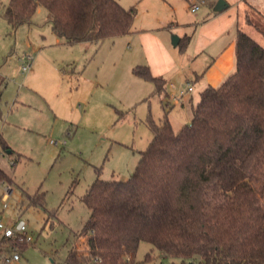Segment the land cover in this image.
<instances>
[{"label":"rangeland","instance_id":"rangeland-1","mask_svg":"<svg viewBox=\"0 0 264 264\" xmlns=\"http://www.w3.org/2000/svg\"><path fill=\"white\" fill-rule=\"evenodd\" d=\"M117 1L136 9L134 27L154 24L158 17L173 20L163 34L178 54L183 45L175 47L173 37L182 28L191 34L215 15L198 0ZM2 2L0 131L9 148L0 146V168L11 182L0 185V223L15 228L24 221L32 241L19 234L4 241L0 228V264H62L85 241L79 233L90 217L83 200L89 187L96 178L131 177L153 139L147 118L151 114L160 124L169 98L154 95V84L134 74L141 52L137 55L132 37L65 44L53 32L44 7L37 9L33 24L13 28L2 16ZM240 28L264 46V0H245ZM27 56H32L31 69L23 73L19 68ZM172 112L178 121L189 117L191 122V106H176ZM7 187L13 194L4 202ZM40 194L43 205L31 204ZM14 250L20 261L5 263ZM172 262L178 259L161 256L147 242L134 256L135 264Z\"/></svg>","mask_w":264,"mask_h":264},{"label":"trees","instance_id":"trees-1","mask_svg":"<svg viewBox=\"0 0 264 264\" xmlns=\"http://www.w3.org/2000/svg\"><path fill=\"white\" fill-rule=\"evenodd\" d=\"M198 1L214 9L219 0ZM39 7L65 44L134 32L136 9L117 0H10L2 16L18 28L33 24ZM235 52V72L201 93L190 123L176 131L168 111L160 124L148 116L153 139L129 179L91 184L85 241L62 264H135L141 242L178 259L170 264H264V46L238 29ZM133 72L154 95L167 93L149 66ZM3 85L0 78V101ZM0 146L9 148L1 131ZM10 182L0 168V185ZM30 200L44 203L43 194Z\"/></svg>","mask_w":264,"mask_h":264},{"label":"crops","instance_id":"crops-1","mask_svg":"<svg viewBox=\"0 0 264 264\" xmlns=\"http://www.w3.org/2000/svg\"><path fill=\"white\" fill-rule=\"evenodd\" d=\"M9 2L10 0H3V10ZM227 2L229 6L225 10L208 16L191 34L186 28L180 30V41L184 40L181 54L171 49L170 40L163 34L169 24L174 25V21L170 19L158 17L149 26L133 25L134 32L123 36L132 37L133 42H136L137 55L141 52L140 59L136 58L138 65L149 66L154 76L165 79V96L169 98L170 106L168 117L176 131L188 123L189 117L180 122L172 114L173 109L176 106L184 109L191 106L194 111L205 89L221 85L236 70V36L237 30L241 29L240 9H244L245 0ZM188 83L193 87L192 91L188 90Z\"/></svg>","mask_w":264,"mask_h":264},{"label":"built area","instance_id":"built-area-1","mask_svg":"<svg viewBox=\"0 0 264 264\" xmlns=\"http://www.w3.org/2000/svg\"><path fill=\"white\" fill-rule=\"evenodd\" d=\"M192 8H193L194 11L198 10V7L196 5H193ZM23 60H25V62L22 63V65L20 66L19 69L23 73H28L30 71V69H31L32 57L31 56H27V57H24ZM188 90L189 91L193 90V87L191 86L190 83H188ZM183 93L184 92L182 91L181 95H183ZM51 143H55V142L52 140ZM9 189H10L9 187H7L5 189V193H4V197H3L4 202L7 201L11 197V195L13 194L11 191H9ZM5 207H7V205H5ZM0 228L3 229L4 237H6V238H14V237L18 236V234H19V235L25 236L26 240L28 242L32 241L31 237L27 236V233H26L27 226H26V223L24 221H21L15 228L4 227V225L2 223H0ZM12 261H20V254L17 253L15 250H14V253H13L12 256L6 257L4 259L5 263H11Z\"/></svg>","mask_w":264,"mask_h":264},{"label":"water","instance_id":"water-1","mask_svg":"<svg viewBox=\"0 0 264 264\" xmlns=\"http://www.w3.org/2000/svg\"><path fill=\"white\" fill-rule=\"evenodd\" d=\"M228 6H229V4L226 0H219L217 2L216 6L214 7V12H222ZM179 41H180V38L178 36H174L172 43L175 47H177L179 44ZM189 264H193V263H189Z\"/></svg>","mask_w":264,"mask_h":264}]
</instances>
